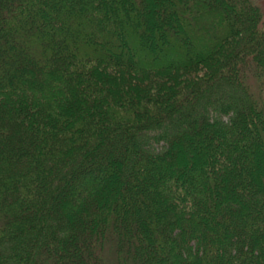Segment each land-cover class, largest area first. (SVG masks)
Masks as SVG:
<instances>
[{
  "label": "trees",
  "instance_id": "1",
  "mask_svg": "<svg viewBox=\"0 0 264 264\" xmlns=\"http://www.w3.org/2000/svg\"><path fill=\"white\" fill-rule=\"evenodd\" d=\"M263 4L0 0V264H264Z\"/></svg>",
  "mask_w": 264,
  "mask_h": 264
},
{
  "label": "bare ground",
  "instance_id": "2",
  "mask_svg": "<svg viewBox=\"0 0 264 264\" xmlns=\"http://www.w3.org/2000/svg\"><path fill=\"white\" fill-rule=\"evenodd\" d=\"M238 116H240L239 113L236 114V118H237ZM205 127H206V126L202 124L201 128H197V126H196L195 123H191V124H189L187 131H186V132H183V133L181 134V136L184 137V139H185L188 135H190V136H195L196 133H203L204 130H205ZM185 141H186V144H185V145H186V148H189V146H190L191 149H192V151H193V153H197V151H198V149H199L198 145L195 146V148H194V150H193L192 142H191L190 140H186V139H185ZM173 142H174L173 139H170V140H169L170 149H172V150L174 149ZM188 144H189V145H188ZM193 155H194V154H193ZM167 156H168V157H171V154H169V155H167ZM106 157H107V156H106ZM193 157H194V156H193ZM124 159H125V158H124ZM124 159H122V160L119 159V160L122 161V162H124ZM159 159H160V158H157V160H159ZM105 163H106V165H105L103 168H99V169H98V173H97L96 175L92 176V177L90 178V181H93V180L98 181V180L103 179V178L106 176L105 173L109 171V167H110V159H106ZM134 163H135V165H136V167H137V171L140 170L141 168H143V169L147 168V167L141 165V164H140V160H138V159L135 160ZM147 166H148V165H147ZM133 175H135L133 178H131V176H130L129 178H127V180L129 181V187H128V188L121 189V187L119 186V184L116 185L115 192L118 194L119 199H122V198L124 197V195H126V194L128 193L129 190L131 191L130 187L133 186V185L135 184V183H133V182H135V181L137 180V179H136L137 176H136V172H135V171L133 172Z\"/></svg>",
  "mask_w": 264,
  "mask_h": 264
},
{
  "label": "rangeland",
  "instance_id": "3",
  "mask_svg": "<svg viewBox=\"0 0 264 264\" xmlns=\"http://www.w3.org/2000/svg\"><path fill=\"white\" fill-rule=\"evenodd\" d=\"M259 1H261V2H263L264 3V0H259ZM264 5V4H263ZM263 9H264V7H263ZM264 11V10H263ZM263 20H264V15H263ZM160 21H158V23H159ZM210 63H212V62H207V64H210ZM203 69V67H202V65H199V66H197L196 68H195V70L197 71V70H202ZM192 71V70H191ZM183 72H185V71H178V72H176L175 73V71H174V74H171V72H170V74L169 75H175L176 74V77H177V75H179L180 73H183ZM112 73V72H111ZM189 73V72H188ZM113 74V73H112ZM122 75H124V74H122ZM122 77H127V76H122ZM129 77V76H128ZM130 79V78H129ZM150 79L149 78H147V77H145V78H140V79H138V82L139 83H145V82H147V81H149ZM237 98H238V100H240L242 97L239 95V94H237ZM261 99H262V96H261ZM152 135H154L153 134V132H150V133H148L147 134V143H148V147L149 148H153V149H157V150H159L160 148H161V146H162V143L160 142H157V141H155L154 139H153V136Z\"/></svg>",
  "mask_w": 264,
  "mask_h": 264
}]
</instances>
